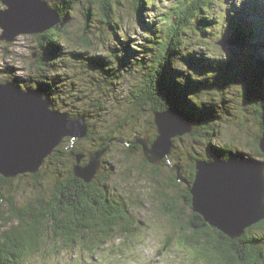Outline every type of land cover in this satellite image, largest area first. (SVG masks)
<instances>
[{
    "label": "trees",
    "instance_id": "16d2710c",
    "mask_svg": "<svg viewBox=\"0 0 264 264\" xmlns=\"http://www.w3.org/2000/svg\"><path fill=\"white\" fill-rule=\"evenodd\" d=\"M173 1L174 3L170 4L168 9L160 10L161 13L158 15L160 18L157 16V20H151L148 11L161 0H54L51 4L59 13L60 21L51 29L36 35L38 41L33 51L35 59L30 73L25 77L24 85L27 89H38L44 95L50 96L53 107L60 110L57 105L59 99L65 96L64 93H70L73 99L77 92L82 93L78 97L87 94L86 88L82 87L84 91L79 88L81 87L79 80L84 74H88L84 73L85 71L95 66L105 72L97 73L104 75L105 79L100 80L98 76L96 84L100 90L107 88L109 95L118 91L114 87L123 80H131L126 99L129 101L128 114H131L134 119L138 118L141 110H148L149 107L153 113L171 108L187 112L195 120V128L191 133L195 146L188 147L180 153L181 148L179 150V145L173 147V142L171 153L178 152L179 159H182L180 155L184 153L189 155L191 160L189 171L184 174L182 163L176 159L175 175L168 183L161 184L163 190H157L160 203L164 205L166 211L170 212L176 223L182 225V232L183 229L185 231L178 243L184 249L190 248L191 250L188 251L191 253L194 251L203 264H262L264 233L259 235L252 231L264 230V220L247 229L241 238L232 240L206 223L200 214L192 211V196L189 190L195 176V163L200 160L239 159L237 156L240 151L231 144L221 141L220 126L223 123L216 117L211 106L209 107L201 99L191 97L196 86L184 82L178 69L173 66L174 59L182 54L183 47L189 50L188 33L198 31L206 34L214 28L217 19L209 10L215 5V1L219 0ZM1 4H3L2 0H0V6ZM260 6L264 7L263 0H244V4L237 8L242 14V19H238L237 22L238 17H233L227 27L231 33L230 40L241 44L246 49L248 72L253 76L251 90L246 96L249 101L247 112L250 108L253 120L259 126L260 132L254 143L257 155L264 158L259 148V140L264 133V17L255 18L254 16ZM78 7L84 16V22L80 28V37L78 40H73L71 37L72 16ZM120 7H129L127 12L134 15L135 23L148 36L141 45H134L133 42L134 48L140 46L139 50L144 53L142 57L129 47L131 44L126 38L127 27H125L127 18ZM249 16V19L243 18ZM155 25L162 34L154 31ZM75 43H81L89 49L93 47L96 49L95 55H89L86 61L79 64L80 68L71 64V57H65V53L68 52L67 44L75 45ZM205 48V43L198 47L195 45L192 50L193 57L189 58L193 60L198 53L203 54L206 51ZM120 50H126V52H120ZM144 60L147 62L142 65ZM207 65L208 71L213 72V64L207 62ZM208 71L205 69V72ZM91 74L94 75V73ZM10 77L12 78L11 74ZM69 80L71 81L68 82ZM6 81L8 80H1L0 83ZM16 84L24 89L22 85ZM96 101L93 102L94 111L89 109L77 113L65 111L73 118L81 115L87 118L89 135L84 139H76L75 143L92 139L93 129L90 118L102 115L108 110L104 95L99 96ZM66 102L69 104L68 100ZM115 130L112 128L103 131L98 147L89 150L88 153L77 149L75 144L65 148L59 146L54 150L46 161L52 156L56 158L61 156L69 167L66 172H59L58 175L61 178L56 182L48 198L38 196L35 201L25 206H18L12 197L7 198L4 194V191L11 190L12 182L16 177L6 178L0 175V204L5 200L9 205L7 213L0 210V264H25L29 255H36L42 250L45 238L56 246L57 252L64 247L79 245L83 252L95 255L108 250L110 243L113 244L112 242L120 236L135 237L133 225H131L134 221L130 219L128 204L113 197L108 188L99 182L100 173L88 183L76 176L74 172L79 155L83 156L80 164L85 165L95 153L109 151L112 143L119 140V137L114 135ZM154 138L149 141L151 142ZM131 143L133 145L130 149L135 146L141 147V144H137L136 138ZM196 147L205 148L202 155L196 154ZM167 160L169 159H165ZM145 163L153 166L154 176L160 175L157 164H151L146 157ZM177 165L180 167V180ZM31 176L38 180L42 172L39 171ZM182 182L185 185L180 192L168 191L179 188ZM35 185H38V181ZM169 240L171 241L172 238ZM170 241L169 244L172 243Z\"/></svg>",
    "mask_w": 264,
    "mask_h": 264
},
{
    "label": "rangeland",
    "instance_id": "374dc122",
    "mask_svg": "<svg viewBox=\"0 0 264 264\" xmlns=\"http://www.w3.org/2000/svg\"><path fill=\"white\" fill-rule=\"evenodd\" d=\"M47 1L52 6L51 3L54 0ZM172 3H174L173 0H161L155 7H150L148 11L150 19L157 20L158 17L160 18L158 16L161 13L160 10L168 9ZM243 4L244 0L215 1V5L209 10L211 15L217 19L214 28L206 34H201L198 31L195 33L193 31L191 34L188 33L189 50L183 47L182 54L174 59L173 66L178 69L179 75L184 82L196 86L194 88L195 92L191 94V97L193 99H201L209 107L211 106V109H214V114L223 123L220 122L222 124L220 126L221 141L239 149L240 154H238L237 158L263 159V157L257 155L254 143L260 132L259 126L253 120L250 108L247 112L249 101L246 96L247 92L251 90L250 86L252 85L253 76L248 72L246 49L237 42L231 41L232 43H228V39H231V33L227 24L233 17H238L237 22L238 19H242V14L238 12L237 8ZM3 8L5 6L1 4L0 9ZM120 10L127 18L125 27H127L126 38L130 40L131 44L129 47L134 49L139 57H142L144 53L139 50L140 46L134 48L133 42L134 45H141L148 36L135 23L134 15H130L127 12L129 7H120ZM243 18L249 19L250 16ZM251 18L254 19L253 16ZM83 22L84 16L80 7H78L72 16L71 37L73 40H78L80 37V28ZM154 31L158 34L161 33L157 25L154 26ZM1 33L2 29L0 28ZM36 35L38 34H21L12 42L0 39V81L4 79L13 80L12 82H16L22 85L24 89H27L24 82L25 77L31 71V66L35 59L33 51L38 41ZM191 39L194 40L191 41ZM202 43L206 44V51L203 54L198 53V56L193 60L189 58L193 57L192 50L194 46L198 47ZM125 44L127 43L125 42ZM68 45V52H64L65 57H71V64L77 68H80L79 64L86 61L89 55H95L94 52H96L95 47L89 49L81 45V43ZM122 51L126 52V50H120V52ZM126 58L128 57L126 56ZM199 59H202V61H199ZM145 62L147 61L144 60L142 65ZM207 62L213 64V72L208 71ZM68 69L69 73H71L70 68ZM205 69L208 72H205ZM84 73L88 74H84L80 78L81 87L79 88H86L85 92L87 94L78 97L82 93L77 92L73 99L70 93H64L63 95L66 97L63 96L65 99L63 97L61 99L58 98L57 108L70 113L82 112L86 109L94 111L93 102H97L96 99L101 95L105 96L107 107L109 108L102 115L90 118L89 121L93 129L92 139H85L75 143L74 141L76 140L66 137L59 146L65 148L75 144L77 149L88 153L89 150L98 147L103 131L105 132L112 128L116 129L114 135L118 136L119 140H115L109 151L107 153L103 152L101 155L99 182L108 188L113 197L128 204L130 219L134 221L131 225H133V236L135 237L120 236L112 242L113 244L110 243L108 250L95 255L90 252H83L79 245L64 247L57 252L56 246L45 238L42 250L36 255H29L25 264H203L201 259L196 257L194 251L191 253L188 251L191 250L190 248L184 249L178 243L179 238L184 235L185 231L183 229L182 232V225L177 224L176 220L169 214L170 212L165 210L164 205L159 201L157 192V190H163L161 184L168 183L175 175L174 163H176V159L182 163L183 173H188L189 165L191 164L189 155L184 153L180 155L182 159H179L178 152H172L169 160H163L157 164L160 175L158 177L154 176L153 166L145 163L142 145L141 147L135 146V148L130 149L133 145L131 141L135 138L137 141L146 137L151 140L157 135L156 126L153 120H150L153 115L150 107L148 110H141L138 118L134 119L131 114H128L127 106L129 101L126 99V92L129 91L128 85L131 80H123L114 87L118 91H114L109 95L107 88L100 90L96 84L98 76H100V80L105 79L104 75L97 74L105 73L103 70L91 66ZM91 73H94L95 77ZM63 90L67 89L63 88ZM67 100L69 104L66 102ZM137 144L139 143L137 142ZM177 145H179V150L181 148L179 151L181 153L182 150L185 151L188 147L195 146V143L191 134H185L183 137L174 139L173 147ZM196 149V154L199 155H202L201 153L205 150L203 147H196ZM64 162L63 157L56 158V156H52L45 162L41 170L42 176L38 180L33 178L31 174L18 176L12 182L11 190L4 191L5 196L7 198L12 197V200L18 206H25L35 201L38 196L48 198L56 182L61 178L58 175L59 172H66L69 167ZM37 181L38 187L35 185ZM184 185L185 183L182 182L179 188H173L168 191L170 193H174V191L180 192ZM0 210L8 212L9 205L5 200L0 204ZM188 211L190 212L191 209ZM186 219L185 216V221ZM252 232L261 235L264 230L254 229ZM216 237L218 236L216 235ZM170 238H172V243L169 244Z\"/></svg>",
    "mask_w": 264,
    "mask_h": 264
},
{
    "label": "water",
    "instance_id": "95a60500",
    "mask_svg": "<svg viewBox=\"0 0 264 264\" xmlns=\"http://www.w3.org/2000/svg\"><path fill=\"white\" fill-rule=\"evenodd\" d=\"M2 3L1 40L12 42L21 34H42L60 21L59 13L47 0ZM152 120L156 137L151 142L147 137L137 142L154 165L169 159L174 139L191 134L195 120L178 108L154 112ZM88 135L85 115L73 118L55 109L50 96L41 90L22 89L12 81L0 83V175L15 178L38 173L64 138L76 140ZM259 148L264 154V133ZM102 153L92 155L85 165L80 164L83 156L79 155L75 175L88 183L95 179ZM177 174L180 180L178 165ZM189 192L193 212L230 239L241 238L247 229L264 220V158L197 161Z\"/></svg>",
    "mask_w": 264,
    "mask_h": 264
},
{
    "label": "bare ground",
    "instance_id": "6f19581e",
    "mask_svg": "<svg viewBox=\"0 0 264 264\" xmlns=\"http://www.w3.org/2000/svg\"><path fill=\"white\" fill-rule=\"evenodd\" d=\"M228 40H230V39H228ZM221 42V41H220Z\"/></svg>",
    "mask_w": 264,
    "mask_h": 264
}]
</instances>
